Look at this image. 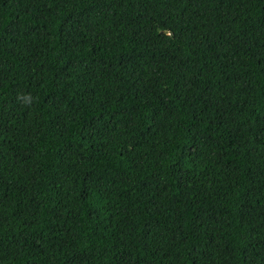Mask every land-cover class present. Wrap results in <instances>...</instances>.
I'll return each mask as SVG.
<instances>
[{
	"label": "trees",
	"instance_id": "16d2710c",
	"mask_svg": "<svg viewBox=\"0 0 264 264\" xmlns=\"http://www.w3.org/2000/svg\"><path fill=\"white\" fill-rule=\"evenodd\" d=\"M0 264H264V0H0Z\"/></svg>",
	"mask_w": 264,
	"mask_h": 264
}]
</instances>
